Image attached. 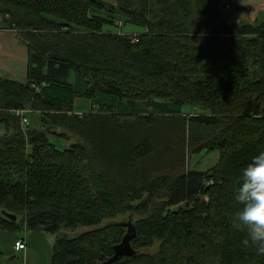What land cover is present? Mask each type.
Listing matches in <instances>:
<instances>
[{"label":"trees","instance_id":"trees-1","mask_svg":"<svg viewBox=\"0 0 264 264\" xmlns=\"http://www.w3.org/2000/svg\"><path fill=\"white\" fill-rule=\"evenodd\" d=\"M221 1L0 0V26L28 53L24 83L0 77V230L41 227L54 237L51 264H105L128 229L134 255L111 264H191L193 242L201 264H264L234 227L233 199L264 151V85L226 95L228 82L205 73L210 58L264 53V12L231 26ZM118 22L144 32L104 31ZM76 98L91 111L77 114ZM202 150L219 152L216 167L185 170Z\"/></svg>","mask_w":264,"mask_h":264},{"label":"rangeland","instance_id":"rangeland-1","mask_svg":"<svg viewBox=\"0 0 264 264\" xmlns=\"http://www.w3.org/2000/svg\"><path fill=\"white\" fill-rule=\"evenodd\" d=\"M252 1H255V4H251ZM110 2V1H109ZM112 3V2H110ZM258 3V0H241V5L239 7H242L240 9L244 13H246L247 19L244 20L242 23H255L257 20L262 19L263 17V8L264 5L261 6V1L259 2V6L256 8V4ZM228 5L229 8H226L225 6ZM253 7H255L258 11V13L254 14ZM233 8L230 7L229 3L227 0H222L220 2V5H218V11L223 14L224 20L228 19L229 15H232ZM253 13V14H251ZM239 25V24H238ZM236 26V25H234ZM105 32H111V33H117V34H125L126 36H130L131 38H134V41H136V38L139 36V34H142L144 32V29L139 26L132 25L130 23H124L123 26L120 28L118 27H105L104 28ZM260 43V42H259ZM23 47H25L24 44H22ZM255 46L260 47L259 44H255ZM26 49V47H25ZM260 52L258 50H254V46L249 47V53L246 55L244 60L241 62L239 60H232L226 57L223 58H210L209 59V64H216V67L213 68H207L206 72H210L211 75L216 78L222 80V85L226 84L228 82V87L225 89L217 90L218 92H225L226 95L232 93V95H235L236 97L239 96L241 89L247 90L249 93H256L258 89V86L264 85V80H261L260 74L262 73V70L258 68L257 71V64L259 63V67L262 68V62ZM0 61L2 63V68L4 70H8V68H14L11 63H9L6 59L3 60V58H0ZM241 62V63H240ZM208 63V61L205 62V64ZM224 69V73L222 76L218 74L217 70ZM16 72L8 70L7 72H12L14 74H18L20 71L19 69L14 68ZM263 69V68H262ZM22 70V69H21ZM257 71V72H256ZM22 72V71H21ZM3 76V75H1ZM257 76V77H256ZM16 81L24 83L25 82V77L24 76H19L16 75L14 77ZM14 80V79H13ZM223 90V91H222ZM206 112V111H205ZM184 115L190 116V115H197L200 113H203V110L197 109V108H188L185 107L182 111ZM51 141L56 142L59 144L60 148L63 146H66L65 143H60L56 138L53 136L51 137ZM219 159V152H208V151H200L197 152L193 155H189L185 161L184 164V169L189 170V169H195V170H200V171H208V170H213L216 167V163ZM206 200V198H205ZM212 208V207H211ZM211 211V209L209 210ZM19 220V219H18ZM127 217H122L118 221H127ZM93 229L91 227H81L77 229V232H84L86 230ZM19 233V231H18ZM159 246V243L154 245L151 248L143 249L141 252L146 253V254H153L157 251V248ZM187 244L184 245L186 247ZM201 247H204L203 245H200L197 242H193V245L191 247V251L194 255L193 259L190 261L191 264H201L202 259L199 258V252ZM251 248L248 246L246 247V253H243V260H246L245 257L247 256L248 253H250ZM251 259V258H250Z\"/></svg>","mask_w":264,"mask_h":264},{"label":"crops","instance_id":"crops-1","mask_svg":"<svg viewBox=\"0 0 264 264\" xmlns=\"http://www.w3.org/2000/svg\"><path fill=\"white\" fill-rule=\"evenodd\" d=\"M260 1L261 6L264 5V0H258L256 8L259 6ZM227 2L234 9L232 15H229L227 19L229 25L234 26L247 19L246 13L240 10L242 7H239L241 0H227ZM251 4L254 5L255 1H252ZM256 8L253 7L254 14L258 13ZM262 12H264V8ZM22 44L24 43L18 38L16 31L0 26V58L6 59L14 68L17 67L20 71L18 74L7 72L8 70L16 72V70L14 68L4 70L0 61V77L9 79H15L16 75L25 77L28 53ZM90 111V100L76 98L75 112L77 114H87ZM30 118L32 124L38 127L39 116L30 114ZM2 132L3 129L0 127V134ZM17 240L25 242L24 250H15L14 244ZM53 243L54 237L45 233L41 227H37L32 231L19 230V233L18 231L0 230V264H51Z\"/></svg>","mask_w":264,"mask_h":264},{"label":"clouds","instance_id":"clouds-1","mask_svg":"<svg viewBox=\"0 0 264 264\" xmlns=\"http://www.w3.org/2000/svg\"><path fill=\"white\" fill-rule=\"evenodd\" d=\"M239 175L233 196L239 205L234 227L246 234L244 244L264 253V151L253 156Z\"/></svg>","mask_w":264,"mask_h":264},{"label":"water","instance_id":"water-1","mask_svg":"<svg viewBox=\"0 0 264 264\" xmlns=\"http://www.w3.org/2000/svg\"><path fill=\"white\" fill-rule=\"evenodd\" d=\"M6 217L12 221L15 220V216L7 214ZM131 229H128V232L123 237L120 244L114 247V255L110 258L105 264H111L117 261L122 256H132L134 255V251L130 247V240L134 236V232H131Z\"/></svg>","mask_w":264,"mask_h":264},{"label":"built area","instance_id":"built-area-1","mask_svg":"<svg viewBox=\"0 0 264 264\" xmlns=\"http://www.w3.org/2000/svg\"><path fill=\"white\" fill-rule=\"evenodd\" d=\"M226 8H229L228 5L225 6ZM118 25L120 26L121 23L118 22ZM24 112L22 111H16V115H19L21 116V123H22V126L25 127L28 125V121L27 119L23 116ZM14 248L16 251H20V250H24L25 249V242L23 240H17L14 244Z\"/></svg>","mask_w":264,"mask_h":264},{"label":"bare ground","instance_id":"bare-ground-1","mask_svg":"<svg viewBox=\"0 0 264 264\" xmlns=\"http://www.w3.org/2000/svg\"><path fill=\"white\" fill-rule=\"evenodd\" d=\"M23 116H25V114H23ZM21 117V116H20ZM22 125V124H21Z\"/></svg>","mask_w":264,"mask_h":264}]
</instances>
